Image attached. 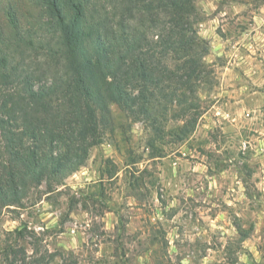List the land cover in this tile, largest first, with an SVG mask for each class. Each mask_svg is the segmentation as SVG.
Here are the masks:
<instances>
[{"label": "rangeland", "instance_id": "obj_1", "mask_svg": "<svg viewBox=\"0 0 264 264\" xmlns=\"http://www.w3.org/2000/svg\"><path fill=\"white\" fill-rule=\"evenodd\" d=\"M122 4L115 23L147 19ZM193 4L199 116L159 107L152 128L112 105L83 165L0 206V264H264V0ZM27 55L45 70L44 47Z\"/></svg>", "mask_w": 264, "mask_h": 264}, {"label": "trees", "instance_id": "obj_2", "mask_svg": "<svg viewBox=\"0 0 264 264\" xmlns=\"http://www.w3.org/2000/svg\"><path fill=\"white\" fill-rule=\"evenodd\" d=\"M111 1L0 0V206L83 165L112 105L146 120L159 107L199 116L187 93L203 83L208 45L192 29L194 0H119L147 16L136 23H115ZM42 47L38 72L27 54Z\"/></svg>", "mask_w": 264, "mask_h": 264}]
</instances>
